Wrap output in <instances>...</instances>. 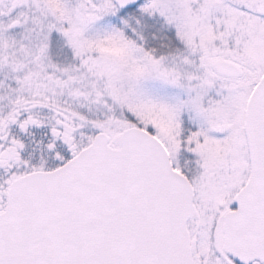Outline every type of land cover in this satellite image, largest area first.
Returning <instances> with one entry per match:
<instances>
[{"label":"rangeland","instance_id":"rangeland-1","mask_svg":"<svg viewBox=\"0 0 264 264\" xmlns=\"http://www.w3.org/2000/svg\"><path fill=\"white\" fill-rule=\"evenodd\" d=\"M26 5L43 14L38 21L24 18L35 27L28 42L17 44L1 26L0 137L13 105L27 100L40 105L29 118L47 129L44 139L39 130L26 141L21 135L31 137L36 125L27 133L14 128L19 143L7 163L26 166L16 175L53 168L97 132L118 147L124 129L142 128L162 142L194 187L193 264H236L222 250L221 223L249 173L244 120L264 74V0H143L133 11H121L113 0ZM216 60L234 62L242 74L218 73ZM59 122L72 130L63 135L73 151L51 134ZM51 143L65 157L50 153ZM5 193L0 188V197Z\"/></svg>","mask_w":264,"mask_h":264},{"label":"water","instance_id":"water-1","mask_svg":"<svg viewBox=\"0 0 264 264\" xmlns=\"http://www.w3.org/2000/svg\"><path fill=\"white\" fill-rule=\"evenodd\" d=\"M122 9L141 0H113ZM217 72L239 76L234 62ZM250 174L223 218V250L264 262V75L247 102ZM105 132L64 165L15 180L0 214V264H193L194 189L162 143L139 127L119 147Z\"/></svg>","mask_w":264,"mask_h":264},{"label":"flooded vegetation","instance_id":"flooded-vegetation-1","mask_svg":"<svg viewBox=\"0 0 264 264\" xmlns=\"http://www.w3.org/2000/svg\"><path fill=\"white\" fill-rule=\"evenodd\" d=\"M26 2H27V0H25L21 6L19 3V0H0V32L3 31L2 27H1V26H3L4 33H6V35L14 36L17 44H19L21 41H25V40H26V42H28L27 39H29V36H28L29 28H35L33 26L28 25L27 23H24L23 22L24 18L25 17L29 18V16H35V15L37 16V18H33L34 21H38L39 19L43 18L42 13L35 12V11H33V12L26 11V9H27ZM11 38H13V37H11ZM11 41L15 42L13 40H11ZM10 60H13V59L9 58V61ZM12 63L13 62H10L9 64H12ZM24 102H26V103L25 104L23 103L21 108H19V104H14L12 115L7 117V118H4V120L2 122V136L0 137V142H1V144H0V168L2 170L0 173V188L6 187V193H5L4 197L3 196L0 197V211H2L6 205L7 193H8V188H9L10 183L15 178H18V177L24 175L25 173L30 172V171H25L21 174L16 175L17 173L22 171L20 169V167L24 166V169H25L26 166L24 165V163H21V164L17 163L16 167L13 164L7 163V159L9 157H13L14 155H16L15 152L13 151V148H14L13 145H18V143H19V141L15 140V138H14V128L16 127V130L18 131V133H20V132L21 133H27L29 127L33 128L34 125H36L35 126L36 128H34L32 130V136L31 137L29 134L27 135L28 137H24L20 134L21 139L26 140V141L33 138V136L38 135L37 131H39V130L41 133L40 135L43 136V139L46 137L45 136L46 135L45 129H47V128L45 127L44 123H42V122L39 123V120H37V119L35 120L33 118V115H32V118H29V116H31L30 108L32 110L34 108L40 107V105L39 104L30 105L28 103V100L24 101ZM68 131H72V130H69L68 127L64 126L62 122H59V124H57V127H54V129L51 130V134L53 135V137H55L57 139H61L62 142H65L69 146L70 143L72 142V140L71 139H68V140L65 139L66 132H68ZM63 133H65V135H63ZM11 134L13 135V137L10 136ZM7 144H10V147H7L5 149L4 147ZM48 146H49L50 153H53L54 155L56 153H59L60 156L62 155L63 157H65L67 151L61 152V150H60L61 146L60 145L54 146V144L51 143ZM67 150L73 151V148H70V146H69ZM76 152L70 153V155L68 157H66V159L63 160L62 162H60V160H59V164L68 160ZM59 164H57V165H59ZM53 167H55V166H53ZM33 170H40V169H33ZM33 170H31V171H33ZM8 175H15V176H13V178L10 180L9 183L4 181L6 179V177L8 178Z\"/></svg>","mask_w":264,"mask_h":264},{"label":"trees","instance_id":"trees-1","mask_svg":"<svg viewBox=\"0 0 264 264\" xmlns=\"http://www.w3.org/2000/svg\"><path fill=\"white\" fill-rule=\"evenodd\" d=\"M135 9V8H134ZM134 9L128 10V11H133Z\"/></svg>","mask_w":264,"mask_h":264}]
</instances>
